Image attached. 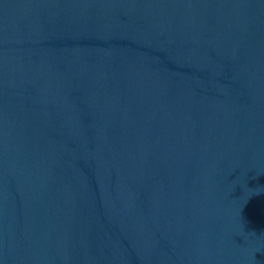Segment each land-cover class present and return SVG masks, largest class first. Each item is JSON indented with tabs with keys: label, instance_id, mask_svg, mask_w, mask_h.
Returning a JSON list of instances; mask_svg holds the SVG:
<instances>
[{
	"label": "water",
	"instance_id": "1",
	"mask_svg": "<svg viewBox=\"0 0 264 264\" xmlns=\"http://www.w3.org/2000/svg\"><path fill=\"white\" fill-rule=\"evenodd\" d=\"M0 264H264V0H0Z\"/></svg>",
	"mask_w": 264,
	"mask_h": 264
}]
</instances>
